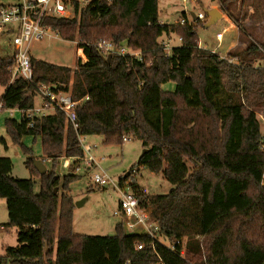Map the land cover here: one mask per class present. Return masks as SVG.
I'll use <instances>...</instances> for the list:
<instances>
[{"label": "trees", "instance_id": "trees-1", "mask_svg": "<svg viewBox=\"0 0 264 264\" xmlns=\"http://www.w3.org/2000/svg\"><path fill=\"white\" fill-rule=\"evenodd\" d=\"M243 1L220 0L222 12L236 26L241 21L228 7ZM72 8L73 17L45 16L40 25L83 49L84 64L78 61L76 67H68L31 56L29 82L20 74L14 76L13 57L0 59V87L5 89L0 112L21 113L19 121L7 119L5 127L27 157L24 163L31 174L29 179L14 178L12 161L0 158V199L6 201L7 226L17 231V246L5 248L0 264H264V250L255 246L240 223L227 233L232 217L208 233L211 220L231 206H237L238 213L251 208L252 199L245 195L235 202L238 179L247 178L255 186L263 182V134L257 114L264 112V71L254 63L264 59L260 50L264 43L242 37L246 45L228 53V59L237 60L230 63L199 46L196 24L201 21L196 20L191 28L172 26L182 47H173L168 54L157 42L163 32L158 0H93L85 6L73 0ZM102 41L112 42L117 49L139 51L141 60L113 53L109 61L97 47ZM185 73L196 92L193 104L177 90L162 89L170 78L180 83ZM41 85L81 101L77 129L59 110L27 119ZM237 118L240 141L232 161ZM94 135L103 136L106 144L140 141L148 151L136 165L162 174L172 185L167 194L148 196L132 176L120 178L142 207L153 208L156 237L126 233L122 223L112 236L74 233L75 200L70 187L80 178L75 171L84 157L79 138ZM25 137L41 140L40 158L23 144ZM62 157L76 159L63 178L54 170L40 175L35 168V160L48 159L55 166ZM206 171L224 174V185L235 195L219 189L214 203L210 202ZM35 178L40 179L38 193ZM177 213L182 228L169 224ZM160 239L171 242L172 248Z\"/></svg>", "mask_w": 264, "mask_h": 264}, {"label": "rangeland", "instance_id": "rangeland-1", "mask_svg": "<svg viewBox=\"0 0 264 264\" xmlns=\"http://www.w3.org/2000/svg\"><path fill=\"white\" fill-rule=\"evenodd\" d=\"M21 2V0H0V5L10 6ZM221 10L220 0H158V22L160 29L163 31L157 38L158 43L167 42L169 38L170 46L179 47L182 45L178 40L176 32L172 26H175L178 21L184 17L183 14L196 16L200 13L206 14V11L211 9ZM229 11L235 14L240 22L237 25L238 36H247L248 39L264 43V0H244L241 5H231L228 7ZM222 11V10H221ZM224 16H227L224 11ZM245 17V18H242ZM208 18L196 24V34L202 48L207 50H214L221 57L228 59V53L236 49H242L244 46H236L231 51L226 50L235 43L237 31L229 28L230 22L225 17L219 19L215 24L206 27ZM193 23L188 24L191 28ZM188 28V29H189ZM166 30V32H164ZM172 31V32H170ZM223 35V40H217V34ZM15 34L12 32H5L0 34V59L11 58L14 54L15 48L13 39ZM219 46V49H217ZM133 51V50H131ZM134 52V51H133ZM139 52V51H138ZM30 55L34 58L44 60L53 64L76 67L77 65V44L74 42L64 41L52 31H48L42 41L33 42L30 46ZM14 76L17 75L13 72ZM180 83H174L170 78L162 85L164 91H179L187 98L189 103H195L196 92L192 87L188 75L185 73L179 79ZM5 89L0 87V96ZM165 103H169L165 101ZM42 99L37 95L35 98V105L40 106ZM21 114L18 110H2L0 112V158H8L13 163L12 176L18 179H29L31 174L29 169L25 166L26 156L23 154L18 145L13 144L6 133L5 121L7 119L20 120ZM258 120L262 126V149L264 151V112H258ZM237 143L236 146L230 150L231 160L233 161L238 154L239 149V119L236 120ZM4 140L2 142L1 140ZM82 145L92 146L91 156L95 160L93 163L86 164L82 159L79 161L80 170H76L75 174L80 178L74 182L70 187V193L73 196L74 202V219L73 230L78 235L88 236H112L115 234V228L118 223L123 222L121 215L115 214L119 209L120 192L111 184L106 187H101L93 183V176L97 173H106L115 181V185L120 183V178L129 173L136 179L138 186L146 193V195L167 194L172 185L164 178L162 174H154L141 166H137L139 157L143 152L142 144L138 140L124 141L122 145L106 144L103 136H84L82 138ZM23 144L32 149L33 156L40 158L42 156L41 140L38 138L34 140L32 137H25L22 140ZM85 154V153H84ZM63 158L59 159L54 166L52 161L45 159L44 165L47 172L54 170L56 175L63 178L70 169L63 167ZM134 167V169H133ZM224 174H212L206 171L205 178L210 183L209 201L214 203L216 193L219 189L225 190L226 193L235 195V191L224 185ZM261 186H255L250 183L247 178L238 179L236 184L238 195H235V202L238 201L240 195H245L252 199L250 209L242 212H237V206H231L227 212L211 220L208 233L218 229L222 223L229 220L227 233L235 231L237 225L241 224L242 231L253 240L255 246L260 250H264V177ZM245 184V187L244 185ZM244 187V188H243ZM243 188V189H242ZM40 190V179L35 178L34 191L38 193ZM81 202L79 206L77 202ZM152 208L151 206L148 207ZM153 208L151 209V213ZM152 215V214H151ZM237 215V216H234ZM248 221H242L247 217ZM181 215L177 213L169 220V224L174 227L182 228L184 226L180 223ZM8 212L6 201L0 199V256L4 255L6 247L17 246V231L16 228L7 226ZM157 224V221L155 222ZM3 227V229H1ZM189 227V226H185ZM137 232L143 234L144 229L138 228ZM166 245L171 246V242L160 239Z\"/></svg>", "mask_w": 264, "mask_h": 264}, {"label": "built area", "instance_id": "built-area-1", "mask_svg": "<svg viewBox=\"0 0 264 264\" xmlns=\"http://www.w3.org/2000/svg\"><path fill=\"white\" fill-rule=\"evenodd\" d=\"M73 0H21L18 4L4 6L0 5V34L5 32H12L15 34L13 39V45L15 48L13 59L15 61L13 72L20 74L25 80L32 81V66L30 63V46L33 42L42 41L46 36L49 29L42 27L40 22L43 17H73ZM81 6L89 4L93 0H77ZM197 20L204 21L207 16L204 13H200L197 16ZM195 23L192 16L187 15L178 21V25H188ZM176 24V25H177ZM57 35V34H56ZM58 36V35H57ZM217 40L222 41L223 35L217 34ZM170 38L167 42L160 43L169 54L173 46H170ZM178 40L182 44V40L178 37ZM98 49L104 55H110L117 53L120 55H131L141 60V54L138 51H131L126 46L117 49L112 42L102 41L98 43ZM182 47V46H181ZM260 48V47H259ZM219 49V46L218 48ZM264 53V50L260 48ZM216 53V51H212ZM78 60L81 64L86 62L83 49L77 48ZM225 59V58H223ZM230 63H236L235 58L228 59ZM254 67H259L264 71V59L257 60L254 63ZM38 96L42 99L40 106H34L33 109L26 113L28 120L34 118L43 117L53 114L56 110H59L65 114L67 120L72 124L74 129L78 128L77 124V107L81 101H75L72 99L69 93L55 91L52 86H39L37 88ZM21 114V113H20ZM81 146L84 151V157L82 158L86 164L93 163L95 160L90 154V147L82 145V137L79 138ZM124 141H128L124 139ZM76 161L75 158H63V167L70 169L72 163ZM80 170V166L76 168ZM93 183L106 187L111 184L114 188L120 192L119 209L115 214L123 217V226L126 233H138V228H143V234L151 237H156L158 227L155 223V219L152 217L153 211L148 207H142L139 199L130 191L127 185L122 186L121 183L115 185V181L109 177L106 173H97L93 176ZM172 248L171 246H168ZM139 246L138 249H141Z\"/></svg>", "mask_w": 264, "mask_h": 264}, {"label": "water", "instance_id": "water-1", "mask_svg": "<svg viewBox=\"0 0 264 264\" xmlns=\"http://www.w3.org/2000/svg\"><path fill=\"white\" fill-rule=\"evenodd\" d=\"M205 15L208 18V22L205 24V26L210 27L211 25L215 24L219 19L222 18L223 13L221 10L214 8V9H211L209 11H206ZM191 16H192L194 21L197 20V17L195 14L192 13ZM111 58H112V54L108 55L109 61L111 60ZM147 151H148L147 149H144L141 156H143ZM34 165H35V168L39 172L40 175H45L47 173V168L44 165L43 161L35 160ZM128 175H129V173H127L125 176H128ZM54 192L56 193L57 189ZM80 204H81L80 201L76 203L77 206H79Z\"/></svg>", "mask_w": 264, "mask_h": 264}, {"label": "crops", "instance_id": "crops-1", "mask_svg": "<svg viewBox=\"0 0 264 264\" xmlns=\"http://www.w3.org/2000/svg\"><path fill=\"white\" fill-rule=\"evenodd\" d=\"M223 17H225V19H228L229 20V22H230V27L229 28H232V29H235L236 31H237V35H236V41H235V43L234 44H232L227 50H226V52L227 51H231L232 49H234L237 45L238 46H244L245 47V42L244 41H242V40H240L239 39V36H238V29H237V27H236V25L229 19V17L228 16H224V14H223V16H222V18ZM171 39V38H170ZM222 40H223V38H222ZM182 45H179V47H181ZM199 46L200 47H202L201 45H200V42H199ZM178 47V46H177ZM212 51H214V50H212ZM83 138V137H82ZM88 147H90L91 149H90V153H91V151H92V146H88ZM1 229H3V227H1Z\"/></svg>", "mask_w": 264, "mask_h": 264}]
</instances>
